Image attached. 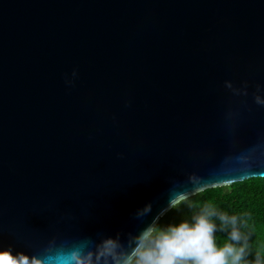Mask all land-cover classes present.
I'll list each match as a JSON object with an SVG mask.
<instances>
[{
    "label": "water",
    "instance_id": "1",
    "mask_svg": "<svg viewBox=\"0 0 264 264\" xmlns=\"http://www.w3.org/2000/svg\"><path fill=\"white\" fill-rule=\"evenodd\" d=\"M257 98L264 0H0V249L124 239L193 177H264Z\"/></svg>",
    "mask_w": 264,
    "mask_h": 264
},
{
    "label": "clouds",
    "instance_id": "2",
    "mask_svg": "<svg viewBox=\"0 0 264 264\" xmlns=\"http://www.w3.org/2000/svg\"><path fill=\"white\" fill-rule=\"evenodd\" d=\"M257 102L264 103L259 98ZM194 193L203 191L195 177ZM187 202L191 214L176 222L161 224L166 210L157 213L135 233L101 235L68 249L60 248L44 257L0 249V264H50L53 260H67L71 264H264V257L257 254L254 262L248 257L250 234L243 231L244 219L221 211L211 202L193 204L190 194L183 193L169 200L171 207ZM152 211L151 202L135 212L143 219ZM226 236L218 243L217 234Z\"/></svg>",
    "mask_w": 264,
    "mask_h": 264
},
{
    "label": "trees",
    "instance_id": "3",
    "mask_svg": "<svg viewBox=\"0 0 264 264\" xmlns=\"http://www.w3.org/2000/svg\"><path fill=\"white\" fill-rule=\"evenodd\" d=\"M190 202L197 205L211 202L229 215L242 217L246 222V227L242 230L250 234L248 260L254 262L257 254L264 257V177H252L229 185L206 188L190 195ZM191 211L187 202H181L166 211L161 224L176 222L190 215ZM225 239L224 234H217L218 243L222 244Z\"/></svg>",
    "mask_w": 264,
    "mask_h": 264
}]
</instances>
